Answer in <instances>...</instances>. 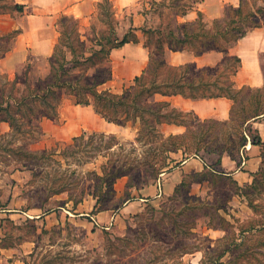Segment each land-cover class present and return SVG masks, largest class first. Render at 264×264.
Instances as JSON below:
<instances>
[{
  "label": "rangeland",
  "instance_id": "1",
  "mask_svg": "<svg viewBox=\"0 0 264 264\" xmlns=\"http://www.w3.org/2000/svg\"><path fill=\"white\" fill-rule=\"evenodd\" d=\"M15 1L0 6L10 10L15 8ZM199 1L161 0L150 14L153 31L166 26L175 28L177 14L188 7L192 9ZM256 5H262V0H249V6ZM119 22L108 2L100 6L99 15L89 27H81L67 17L61 22L60 32L69 29L70 33L63 37L65 42L60 46L58 59L49 60L48 65L47 61L34 63L32 75L26 79L21 76L27 86L25 90L17 89L8 77L0 78V122L8 112L17 116L15 128L11 127L9 132L0 129V209L7 206L4 203L11 193L22 198L21 203L14 204L16 209L43 208L50 212L70 203V211L76 214L92 204H96L95 209L118 212L126 204L133 206L124 210L109 230L77 224L46 230L33 220L18 226L9 222L7 229L13 242L34 243L31 264H202L204 260L205 264H264V195L251 192L249 198L237 196L238 190L230 180L214 182L208 175L210 172H205L202 174L206 176L194 173L187 176L185 186L171 196L150 195L146 197L148 203L141 202L159 184L160 177L156 178L153 166L161 169L162 162L157 158V137L150 128L142 130L144 124L134 111L129 122L122 126L129 127L122 138L117 133L95 131L59 139L46 136L44 120L51 119L60 125L58 111L62 103L71 99L76 102L65 90L55 89V93L45 90L47 82L54 79H48L52 61L57 69L63 65L59 73L62 82L73 80L75 85L80 77L77 90L86 92L84 88L95 77L110 70L111 46L133 34ZM145 35L159 57L156 48L160 36ZM74 55L78 63H74ZM87 58H93L95 66L79 67V62ZM262 60L264 63V56ZM133 83L124 90L129 93ZM98 90L102 91L101 87ZM90 99L94 102L91 96ZM191 123L197 128L195 118ZM141 131L147 132V136L138 142ZM230 133L231 130L220 133L215 145L223 147ZM214 136L212 132L201 143L190 142V151L201 149L202 160H216L218 155L205 151V147L214 144ZM171 158L173 161H168L165 171L177 160ZM158 160L159 164L154 165ZM18 172H25L26 177L21 178L24 186L14 192L16 184H20L15 179ZM121 174L122 177L115 178ZM84 219L87 224L91 221L90 217ZM221 239L223 242L217 245ZM225 251L228 252L222 257Z\"/></svg>",
  "mask_w": 264,
  "mask_h": 264
},
{
  "label": "crops",
  "instance_id": "2",
  "mask_svg": "<svg viewBox=\"0 0 264 264\" xmlns=\"http://www.w3.org/2000/svg\"><path fill=\"white\" fill-rule=\"evenodd\" d=\"M160 1L16 0L14 4L23 6V12L12 8L0 14V37L2 38L0 39V53L2 54L0 78L8 77L17 86V89L25 90L27 86L25 87L21 76H25L24 79L27 75L31 76V67L34 63L47 61L48 65V61L54 56L61 37L60 20L62 16L73 18L81 27H89L92 25V20L99 15L100 6L108 2L112 6L114 16L120 21V26H126V31H131L140 41V43H128L113 49L108 54L112 79L101 86V90H109L113 94L120 95L127 91L124 90L126 85L144 74L149 65L150 50L144 45L147 41L145 33L153 30L150 14L160 6L157 5ZM227 6L237 8L240 6V0H201L184 16H178V22L179 24H195L202 15L203 21L211 25L213 21L224 16ZM11 35L14 37L8 39ZM175 36L179 39L184 38L180 31H175ZM165 47V61L172 67L194 64L198 69L216 68L226 56H236L241 59V67L234 77L236 88L259 89L264 87V63L262 62L264 26L249 31L229 53L214 50L196 55L192 51L174 52L167 45ZM9 100L11 101V99ZM150 102L169 104L165 114L176 111L188 115L184 118L186 124L163 123L160 125V133L165 138L185 135L190 128V116H193L198 122L212 119L228 121L233 107V103L226 98L194 100L182 95L155 94L150 98ZM93 109L91 105H79L72 99L62 103L58 111L60 125H55L51 119L44 120L46 136L59 139L77 136L85 131H95L103 134L117 133L121 135V138L125 137L126 131L124 130L129 129L128 126L122 127L109 123L97 115ZM252 128L255 135L260 136L264 142V119L254 122ZM0 129L9 132L11 126L8 122L2 121ZM248 139L246 148L238 156L232 157L226 154L222 157L219 165L215 164L218 158L214 161L210 160L211 162L209 160V162H205L199 157H188L184 155L183 151L173 154L174 159H177L174 166L161 174L159 184L154 186V192L144 195L140 199L141 202L148 203L149 199L146 197H150V195L154 198L173 195L184 179L193 173L214 172L233 179L241 187L250 186L253 182V175L262 166V148L253 145L249 136ZM24 177H26L25 172H18L15 175V179L20 184H16L13 188L14 192L24 186V182L21 180ZM21 201L22 198L19 194L11 193L4 203L7 206L0 209V264L32 263L30 256L34 251V243L30 241L13 242L11 233L7 229L9 222L18 226L33 220L36 224L45 227L46 230L54 229V226L65 227L68 224H77L87 228L90 226L92 229H96V225H98L109 230V227H112L120 219L123 211L131 209L133 206V204H126V208L119 212L116 210L96 212V204H92L86 210L74 214L70 211V203L66 204L67 207L49 212L43 208L16 209L14 204L21 203ZM146 205L144 204V206ZM84 217H90L91 221L88 220L87 224Z\"/></svg>",
  "mask_w": 264,
  "mask_h": 264
},
{
  "label": "trees",
  "instance_id": "3",
  "mask_svg": "<svg viewBox=\"0 0 264 264\" xmlns=\"http://www.w3.org/2000/svg\"><path fill=\"white\" fill-rule=\"evenodd\" d=\"M8 1L9 0H0V5L6 2L5 5L7 6ZM15 8L18 12H23L24 10V7L21 5H16ZM2 9L0 8V14L8 10L7 8ZM190 9L191 7H188L186 10L180 11L177 16H184ZM66 18L67 16H62L60 26L63 19ZM177 23L176 21L174 25L175 28L171 27L168 29L166 26V28H159L158 32H154L155 30L146 31L145 34H158L160 36L157 42L158 47L156 48L159 57H156L154 54L155 50L152 48V43L146 41L144 45L150 50V62L144 74L134 80V83L129 89V93L125 91L122 95H117L109 90H98V87L103 86L112 79L111 70L95 77L93 83L84 88V90L86 89L87 91L80 92L77 90V86H79L77 83H79L80 77L77 78L75 85L73 84V80L62 82L60 79L62 76H59V73L63 70V65L57 69L53 61L52 73L48 79L50 80L51 77L54 79L53 82H47L45 90L48 93H55V89L65 90L76 98L77 104L85 106L94 105L99 115L108 122L120 126H125L129 122L132 115H134L132 111H134L136 117H139L144 124L142 130L144 131L150 128V131L154 132V135L157 137V158L161 159L162 165L161 169L160 167L156 168V166H153L156 178L160 177L169 167L168 161L172 160L171 156L173 154L183 151L184 155L188 157L195 155L202 158L200 154L201 149H196L194 152L190 151V142L198 140V143H201L206 140V137L211 135L212 132L216 136H214L215 138L213 139L214 144L210 145V148L205 147L207 148L205 151L210 155L219 156L218 161L215 163L216 165L221 163L222 157L226 154L232 157L238 156L240 152L246 148L249 141L248 136L250 138L252 136V144L262 148V166L260 170L253 175V182L250 186L241 187L233 179L214 172H210L208 175L214 182L226 178L230 180L238 190L236 193L237 196L249 198L251 192L256 196H263L264 142H262L260 136L255 135L252 124L264 119V87L259 89L250 87H243L241 89L236 88L234 77L241 67V59L236 56H226L223 62L216 68L198 69L194 64L172 67L167 64L164 55L166 45L171 51L188 50L194 52L196 55L214 50L229 53V51L236 46L238 41L249 31L264 26V0H262V5L256 6H249V0H240V6L237 8L227 6L224 10V16L221 19L213 21L211 25L203 21L202 15L195 24ZM175 31L182 32L184 38H177L175 36ZM69 33V29L61 33L59 43L56 46V51L52 58L53 60L58 59L60 46L65 42L63 37H67ZM11 37L14 36L11 35L8 39H11ZM165 39L167 41H165ZM128 43H140V41L135 34H132L131 37L127 36L122 40H117L116 44H113L109 50L120 48ZM1 57L2 55L0 58ZM74 63H78L75 55ZM79 64V67L89 65L91 68L95 66L93 58H87L84 62H79ZM155 94L164 96L182 95L194 100L226 98L233 103L231 117L228 121L212 119L205 122H198L197 128H195V124L190 123V128L185 135L165 138L160 133L159 126L163 123L186 124L184 118L188 115L176 111L165 114L164 112L168 110L169 104L150 102V98ZM90 96L93 98L94 102H92ZM47 116H49V114H47ZM189 119L192 122L194 117L190 116ZM152 120H154V123ZM3 121L8 122L12 128H15L17 116L8 112L7 117L3 118ZM230 130L231 135L226 138L223 147L218 148L215 145L219 141L218 135ZM143 131L140 132L138 142H141L144 136H147V132L143 134ZM159 161L160 160L156 161L154 165H158ZM122 176L121 174L115 178L118 179ZM202 176H206V174H202ZM116 179L112 182V185H115ZM185 184L186 179H184L183 183L176 189V193L179 192ZM106 210L109 209L100 207L96 209V212ZM247 231L248 230H242V233H246ZM220 242H223V240H217L216 244L218 245ZM200 250L197 249L196 251ZM227 252L228 251H225L221 256L224 257ZM202 262H204L202 264H205V260ZM248 264L255 263L249 262Z\"/></svg>",
  "mask_w": 264,
  "mask_h": 264
}]
</instances>
